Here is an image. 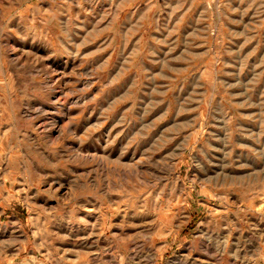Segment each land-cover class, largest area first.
<instances>
[{"label":"rangeland","instance_id":"rangeland-1","mask_svg":"<svg viewBox=\"0 0 264 264\" xmlns=\"http://www.w3.org/2000/svg\"><path fill=\"white\" fill-rule=\"evenodd\" d=\"M0 264H264V0H0Z\"/></svg>","mask_w":264,"mask_h":264}]
</instances>
